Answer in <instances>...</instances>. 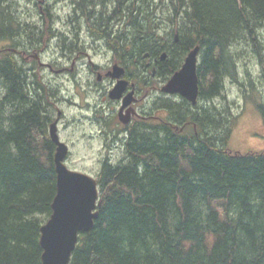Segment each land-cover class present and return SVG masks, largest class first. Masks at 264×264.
<instances>
[{
	"label": "trees",
	"instance_id": "16d2710c",
	"mask_svg": "<svg viewBox=\"0 0 264 264\" xmlns=\"http://www.w3.org/2000/svg\"><path fill=\"white\" fill-rule=\"evenodd\" d=\"M12 1L0 0V264H41V227L57 193L56 145L51 111L38 110L47 90L36 75L29 85L12 50L23 34ZM124 10L113 16L129 22L125 40L123 31L116 40L135 43L126 53L139 47L145 61L169 51L160 71L166 81L200 45V97L221 94L226 78L238 81L236 45L263 58L264 0H127ZM176 34L173 49L164 46ZM51 35L27 34L26 44ZM113 52L119 62L130 58ZM208 109L190 119L168 110V120L133 126L122 160L102 164L98 216L69 264H264V151L230 149L235 119Z\"/></svg>",
	"mask_w": 264,
	"mask_h": 264
},
{
	"label": "flooded vegetation",
	"instance_id": "af4514ba",
	"mask_svg": "<svg viewBox=\"0 0 264 264\" xmlns=\"http://www.w3.org/2000/svg\"><path fill=\"white\" fill-rule=\"evenodd\" d=\"M33 1V0H28ZM36 3V6L39 7V11L41 14L40 23H35V30L34 34L36 35H42L45 33L52 34L50 36V39L48 42L43 41V39L40 38V43L38 45L43 46L42 52L45 50H48L50 48V44L53 43V41H57L56 47H61L62 53L61 58L66 57L67 55L73 57L71 61L70 67L62 65L59 68L55 69V66L57 67L58 64L51 63L48 64L49 68L52 70V72L56 73H67L71 72L73 74V81L77 84L79 83L78 78L79 76L77 73H79V70L81 68L87 69L88 76H87V88H82L83 93L85 96L87 94H90L92 91H98V94L103 93L104 98H100V102L98 105H92L90 101L86 98V107L83 108L82 105H79L76 101H69L70 103H74L76 105V110L84 109V110H96L95 111V121L99 125H96L98 127V130L96 133H91L89 138L91 140L100 141L103 145L108 147L109 153L104 156L103 161L109 160L112 163H118L122 160V157H120L119 160L114 161L113 160V152L114 150H121L125 149L127 143L130 139L131 132L133 131V126L137 124H142L149 120L150 118H154L155 116L149 110H185L187 118L190 119L188 116H190V113L192 110H204L205 106L200 105V102H203L202 99L207 102V100L213 99L215 97L220 96L214 95L203 98L200 97V91L198 94V98L195 104H193L191 101L184 99L180 97L178 94L174 95H168L166 94V97L161 98L157 93L160 92L161 87H157L154 81H156V76L160 71L162 70L165 63L170 61V52L165 51L160 54V57H156L153 59L144 60V57L142 54H140L138 48H136V56L135 52L133 53H126L128 50L133 51L135 46V43H127V42H118L116 40L117 33H120L121 31H115L114 27H118L120 25L121 18L119 17H113L115 14H119L122 16L125 11L127 2L125 0H87V6L86 1L83 0H42V3H39L38 0H34ZM118 1V3L116 2ZM126 4H125V3ZM61 6H59V4ZM58 4L59 12L57 13L56 9L57 7L55 5ZM19 19V17H17ZM114 18V19H113ZM26 27H29L27 24ZM29 29V28H28ZM30 31V30H29ZM31 32V31H30ZM19 33H24V29L20 30ZM190 34V32H189ZM121 37L124 38L126 36V32H122ZM188 35V34H187ZM193 35L190 34L191 39L189 40V46H192L193 44ZM38 38V39H39ZM56 39V40H55ZM166 41L164 46H169V48L173 49L174 43L179 42V36L178 34L175 35L174 40L171 41L170 38ZM164 40V39H163ZM188 43V42H187ZM37 45V46H38ZM195 47H199L198 55H197V64L200 63L201 60V50L200 45L194 44ZM25 46V47H24ZM21 47V46H19ZM32 47V46H31ZM28 46L23 45V48L18 50H14L17 52L19 57L23 54H26V51L29 53L27 58H33L32 60L35 62V65L41 66L40 58L38 57L37 51L39 50L36 47L35 51L36 53H32V50L35 49L32 47L31 51H28ZM190 48L189 51H191ZM13 50V49H12ZM107 50L112 51H118L122 53L123 55L127 54L130 56L127 60H124L120 63V67L124 70L123 74L119 76V78L112 77L110 75L112 66L115 63H118L116 61H111L110 65L107 67L101 68L100 65H97L93 62V60L90 58L92 56V53H101V52H107ZM76 55H71L70 53L74 52ZM125 51V52H124ZM187 52V54L189 53ZM87 55L89 59L85 60L83 64H81L78 67L77 62L79 61L80 54ZM114 53V52H113ZM165 54V56H163ZM186 54V56H187ZM133 55L135 58H133ZM184 57V60L186 58ZM148 57V56H147ZM263 57V56H262ZM26 57L24 59H27ZM147 61L149 64H147ZM128 64H127V63ZM118 63V64H119ZM155 63V64H154ZM164 63V64H163ZM26 64L22 61L20 65ZM154 64V65H153ZM152 65V67H151ZM33 66V67H34ZM33 67L27 68V80L29 85L31 84V76L33 75L30 72L32 71ZM151 67V72H149L148 69ZM148 70V71H147ZM147 71V74L145 75L144 72ZM96 75V78L92 79V76ZM146 76V79H144ZM56 78H61L63 76L61 75H55ZM39 78V77H38ZM82 78V77H81ZM35 80L39 82L37 77L35 76ZM120 79H124L128 81L126 88L122 94L121 99L114 100V103H117V107H111L105 105V98L110 99L109 92L110 90L117 84V82ZM155 79V80H154ZM82 80V79H81ZM111 81V86L107 85V83H104L105 81ZM169 80V79H168ZM83 87L81 84H79V88ZM80 90V89H79ZM199 90H200V84H199ZM130 92H133V98L134 100L124 107L122 109L123 105V99L126 95H128ZM157 92V93H156ZM35 91L31 92V97ZM154 93H156L154 95ZM163 94V93H162ZM202 94V92H201ZM47 104L43 101L41 104L39 103V109L42 110H49V112L52 110L49 109V106L52 103H60L59 100L63 99L64 92L60 88V86L50 85L46 94L44 95ZM153 97H156L153 100ZM152 99L153 105L151 107L146 106L144 102L146 100ZM112 100V99H111ZM145 100V101H144ZM58 101V102H54ZM165 102H168L165 104ZM214 110H218V108L214 107ZM62 109L57 108V118L54 120H58L57 128L59 127V120H61L62 115ZM110 110H114L113 114ZM122 110V113H121ZM122 118L128 119V121L125 123ZM51 121L49 124V131H50V125L54 122ZM91 121L93 119L91 118ZM94 122V121H93ZM187 124H190V120H186ZM58 134L60 137V140H62V137L60 135V130L58 128ZM64 142V141H63ZM69 147V153L67 157L71 154L70 145L65 142ZM115 148V149H114ZM56 149V147H55ZM114 149V150H113ZM65 158V161L67 159Z\"/></svg>",
	"mask_w": 264,
	"mask_h": 264
},
{
	"label": "rangeland",
	"instance_id": "374dc122",
	"mask_svg": "<svg viewBox=\"0 0 264 264\" xmlns=\"http://www.w3.org/2000/svg\"><path fill=\"white\" fill-rule=\"evenodd\" d=\"M4 1L8 2V0ZM125 1L127 2V0ZM15 2L16 4H14L13 2L12 5L13 10L9 12L13 16L19 17L18 22H20L22 26H16L18 27L17 29L22 30V28L26 27L27 24L29 25V27L24 29L23 34L15 37L16 40H19V46H21L17 49L20 50L23 48V45H27L28 51H31V45L29 43L26 44L27 34L32 33L33 35H35L33 33L35 30V23L32 22L34 21L40 23L41 14L40 12H38L39 7L36 6L34 0H15ZM38 2L42 3V0H38ZM116 2L118 3V1ZM61 4L62 3H60L59 6H61ZM55 6L57 7L56 11L58 13V4ZM120 22L121 23L120 25H118V27H114V32H124L128 29L129 22L125 16L121 17ZM162 22L164 26V21L162 20ZM260 34L262 37H264V27L261 28ZM168 38L171 39L172 36ZM56 43L57 41H53V43L50 44V48L48 50H45L44 52H42L43 46L38 45V51L35 47V51H37V53L35 51H33L32 53L38 54L40 62L42 63L41 66H34V61L32 60L33 58H27L29 57L27 56L29 54L27 51L26 54H23L19 57L20 62H25L26 64L24 65L26 68L34 66L31 73L33 75H36L40 84L46 90H48L49 86L52 84L55 86H60V88L63 90V99L59 100L60 103H52L49 106V109L52 110L51 121H54L57 118V108L62 109L61 111L63 116L61 117V120H59L60 122L58 128L60 130L62 140L70 145L71 150V154L67 157L65 163L71 169L87 172L92 176L97 177L99 172L101 171L102 164L104 162V156L109 153V149L107 146H105L104 143L102 145L100 141L91 140L89 138L91 133H96V131L98 130V127H96V125L99 124L96 123L94 119L96 110H76V105L74 103H70L69 101H76L79 103V105H82L83 108H85L86 98L92 105L95 106L99 104L101 97L104 98V95L103 93L102 95L98 94V91H92L90 94H87V96H85V94L83 93V89L87 88L86 79L89 75L87 69L81 68L79 70V73H77V75L79 76V83L77 84L73 81V74L71 72H52L48 64L57 63L58 66H55V69L61 67V64L70 67L73 58L69 55L61 58L62 50L61 47H56ZM4 44V42L0 44V49H2L1 46H3ZM12 49L16 50V48ZM234 49L239 51V56L237 58L239 71L238 81L231 78H226L224 82L225 87L221 95L207 100V102L202 99L203 102H200L199 107L201 105H204L206 109L207 107H209L210 110H213L216 115H218L222 111V113L226 114L224 116H227L228 113L230 118L235 119L234 129L228 145L230 149L240 153L264 151V48L262 59H259L258 56L255 55L253 47H251L250 45L247 46L246 44L241 43L236 45ZM70 54L76 55L75 51ZM17 55L21 54L18 53ZM25 57L27 59H24ZM90 58L95 64L100 65L101 68L110 65L111 61H116L119 63V61L115 59L116 57L114 53L109 50L104 53H92V56H90ZM87 59H89V57L85 55L84 52L83 54H80V57L78 59L79 61L77 62L78 67ZM118 63H115L114 65H118L120 67L121 65L120 63ZM147 64H149L148 61ZM113 66L111 70H113ZM151 67L150 69H148L149 72H151ZM147 71L144 72L145 75L147 74ZM55 75H61L63 77L56 78ZM162 77L163 76H161L160 73L157 74L156 81L153 82L157 85V87H161L168 82V80L166 81ZM95 78L96 75H93V82ZM144 79H146V76ZM104 83H107V85L111 86V81L109 82L107 80ZM79 84H81L83 87L79 88ZM156 93H154V95ZM157 95H159L161 98L166 97V94H162L161 92L157 93ZM155 98L156 97H153V100ZM152 102V99H148L146 100V102H144V104H146V106L148 107H151L153 105ZM39 103L41 104V102ZM105 105L116 108L118 104L114 103V100H111V98H105ZM214 107L218 108V110H214ZM110 111L113 114L114 110ZM149 112H151V115L153 114L155 117L150 118L148 121L151 120L154 123H157L161 119L168 120L170 116V111L168 113V110H149ZM91 118L94 122L91 121ZM124 155L125 149H115L112 158L114 161H117Z\"/></svg>",
	"mask_w": 264,
	"mask_h": 264
},
{
	"label": "water",
	"instance_id": "95a60500",
	"mask_svg": "<svg viewBox=\"0 0 264 264\" xmlns=\"http://www.w3.org/2000/svg\"><path fill=\"white\" fill-rule=\"evenodd\" d=\"M198 51L199 47L189 51L180 70L161 87L162 92L180 94L193 104L196 103L199 94ZM123 72L121 67L114 65L110 75L119 78ZM126 85L127 81L120 79L109 92V97L113 100L121 99ZM133 100V92H130L123 99L122 109ZM122 120L125 123L128 121L125 118ZM57 122L58 120L50 125V137L56 145L54 162L57 193L51 205L52 213L41 227L40 244L43 249L41 264H69L79 234L88 232L93 227L98 216L97 207L102 203L97 179L88 173L70 169L66 165L65 158L69 153V147L60 140Z\"/></svg>",
	"mask_w": 264,
	"mask_h": 264
},
{
	"label": "bare ground",
	"instance_id": "6f19581e",
	"mask_svg": "<svg viewBox=\"0 0 264 264\" xmlns=\"http://www.w3.org/2000/svg\"><path fill=\"white\" fill-rule=\"evenodd\" d=\"M164 55H165V54H164ZM146 56H148V54H146ZM184 62H185V60H184ZM184 62H183V64H184ZM179 70H180V69H179ZM170 78H171V77H170ZM170 78H169V79H170Z\"/></svg>",
	"mask_w": 264,
	"mask_h": 264
}]
</instances>
